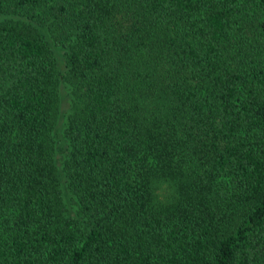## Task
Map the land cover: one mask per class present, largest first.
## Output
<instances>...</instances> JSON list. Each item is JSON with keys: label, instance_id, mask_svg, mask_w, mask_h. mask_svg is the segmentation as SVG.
Wrapping results in <instances>:
<instances>
[{"label": "trees", "instance_id": "1", "mask_svg": "<svg viewBox=\"0 0 264 264\" xmlns=\"http://www.w3.org/2000/svg\"><path fill=\"white\" fill-rule=\"evenodd\" d=\"M0 264H264V0H0Z\"/></svg>", "mask_w": 264, "mask_h": 264}, {"label": "rangeland", "instance_id": "2", "mask_svg": "<svg viewBox=\"0 0 264 264\" xmlns=\"http://www.w3.org/2000/svg\"><path fill=\"white\" fill-rule=\"evenodd\" d=\"M65 90H63V98H62V109H64L65 105H66V101H65Z\"/></svg>", "mask_w": 264, "mask_h": 264}]
</instances>
